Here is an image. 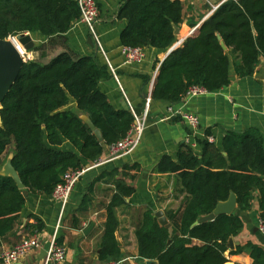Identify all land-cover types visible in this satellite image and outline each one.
Returning a JSON list of instances; mask_svg holds the SVG:
<instances>
[{"label":"trees","instance_id":"16d2710c","mask_svg":"<svg viewBox=\"0 0 264 264\" xmlns=\"http://www.w3.org/2000/svg\"><path fill=\"white\" fill-rule=\"evenodd\" d=\"M79 18L76 0H0V40L24 34L38 33L47 39L65 35ZM116 19L125 22L119 36L124 49L167 50L175 42V28L183 23L182 4L178 0H124ZM261 59L264 0H226L162 61L151 99L177 104L193 89L215 93L229 85L230 66L237 78L251 77ZM108 77L107 69L87 56L75 58L64 52L45 65L25 61L0 103V167L11 143L12 167L28 193L51 195L66 173L95 161L129 133L134 121L130 110H116L99 90V83ZM70 100L101 132L102 143L77 114L63 110ZM210 136L207 130L200 156L184 144L174 159L164 155L157 162L154 172L175 175L185 198L176 210L165 213L170 229L158 224L151 209L141 214L135 228L140 259L155 264H232L227 254L247 252L252 264H264V249L257 244L246 242L229 252V239L243 229L235 213L193 226L231 194L236 197L238 210L250 211L252 194L257 192L259 221L264 228L261 135L256 129L227 131L220 147L208 140ZM63 141L73 151L58 150ZM138 169L132 165L123 167L121 173H103L82 197L79 213L91 208L96 182H112L99 244L101 263L117 262L122 257L115 237V209L135 194L123 179L127 170ZM25 203L23 191L14 181L0 176V248L19 222ZM38 229L42 230L40 222Z\"/></svg>","mask_w":264,"mask_h":264},{"label":"crops","instance_id":"0c3cea01","mask_svg":"<svg viewBox=\"0 0 264 264\" xmlns=\"http://www.w3.org/2000/svg\"><path fill=\"white\" fill-rule=\"evenodd\" d=\"M96 1L99 15L94 30L98 43L90 38L87 28L79 19L65 35L47 39L38 33L29 34L34 48L26 53V59L45 65L64 52L75 58L91 57L98 66L106 68L109 74L107 79L99 83L101 93L116 110H129L130 106L144 125L143 134L129 154L86 172L73 188L64 209L51 195L28 193L25 196L26 203L19 222L7 240L2 243L0 252L10 249L29 235L30 226L34 221H39L42 225L37 237L41 248L27 255L18 264H43L52 240L65 248L64 264H108L99 262L98 255L103 235L105 208L113 193L112 182L109 180L107 183L96 182L91 208L85 213H79L78 208L87 188L101 174H108L114 170L121 173L123 167L132 165H137L138 171L127 170L123 181L135 189V194L125 200V205L115 209L118 223L115 235L121 245L122 254L117 262L146 264V260L139 258L135 236V228L141 214L149 208L153 214L161 211L165 215L166 212L176 210L185 198L175 175H159L154 172L162 156L167 155L174 159L184 144L189 146L196 156H200L202 151L200 144L207 139V130H210L211 135L208 140L220 147L225 132L256 129L263 139L264 147V59L259 61L251 77L237 78L233 67L230 66L229 85L215 93L203 91L197 94L189 93L177 104L151 99L158 68L170 50L180 47L226 0H178L182 4L183 23L178 28V35H175V42L167 50L153 48L142 50L144 58L137 63H126L122 55L124 48L119 36L125 22L117 21L116 15L124 0ZM147 100L149 101L146 107ZM169 109L177 112V115L165 120ZM63 110L77 114L80 119L87 118L85 114L76 110L72 100ZM184 114L197 116L199 124L195 128L186 126L181 119ZM176 118L180 120L175 121ZM57 149L73 151L66 141ZM13 155V146L10 143L1 157L0 170ZM88 165L89 163L84 167ZM252 196L250 211L241 212L236 209L234 212L243 222V229L231 239L237 246L251 242L264 249V235L260 232L258 193L254 192ZM237 246L229 252L234 251ZM227 260L232 264H252L247 252L239 255L227 254Z\"/></svg>","mask_w":264,"mask_h":264},{"label":"built area","instance_id":"2783aa9c","mask_svg":"<svg viewBox=\"0 0 264 264\" xmlns=\"http://www.w3.org/2000/svg\"><path fill=\"white\" fill-rule=\"evenodd\" d=\"M80 10V21L88 30L90 38L98 43L95 34V23L97 22L99 15V8L96 0H76ZM26 35V34H24ZM16 37L10 38L15 40ZM98 46V45H97ZM99 47V46H98ZM21 54V57L26 61V53L21 48H17ZM122 55L125 58L126 63H137L141 62L144 58V53L141 49H124ZM201 91L193 89L189 93L197 94ZM146 101V107L148 106ZM129 110L133 115L134 121L129 133L117 142L115 145L108 147L106 152L101 155L95 161L89 163L87 167L75 171H69L63 177V181L59 184L52 192V199L60 204L61 208L64 209L68 204L73 188L82 178V176L92 170L104 166L112 161L121 159L122 157L129 154L139 143V140L143 134L144 125L140 121V118L135 114L132 108L129 106ZM177 115V112L169 109L166 114L165 120H169ZM184 124L190 128H195L198 124V117L192 114H184L181 116ZM38 223L34 221L30 228L31 233L27 235L23 240L12 246L10 249L3 250L0 252V263L1 264H18L20 260L25 258L33 251L39 250L41 245L38 240L39 229ZM260 232L264 235V228L260 227ZM66 258L65 248L58 244L57 241L52 240L46 255L43 259V264H64ZM108 264H121L120 262H110Z\"/></svg>","mask_w":264,"mask_h":264},{"label":"water","instance_id":"95a60500","mask_svg":"<svg viewBox=\"0 0 264 264\" xmlns=\"http://www.w3.org/2000/svg\"><path fill=\"white\" fill-rule=\"evenodd\" d=\"M175 35H178V28H175ZM220 46L224 52H227V48L224 43L221 41V38L218 37ZM15 45V46H14ZM21 48L24 53L30 52L34 48L33 41L29 34L19 35L13 39L0 40V103L3 97L7 94L12 84L17 79L25 60L21 57V54L17 48ZM98 46L96 51H98ZM172 50H170L171 52ZM169 52V53H170ZM125 109V108H124ZM84 124L88 127L91 133L95 136L99 143L103 142L101 132L95 128L91 120L87 117L81 119ZM12 157L7 160L6 165L0 170V176L11 178L17 188L23 191V195L27 196L28 192L25 190L24 185L22 184L17 172L12 167ZM237 209L236 197L234 194H231L229 199L224 203H219L215 210L207 215L200 217L193 226L199 223L212 222L216 217L221 215H231ZM154 218L157 220L158 224L161 227L170 229V224L161 211H157L154 214ZM116 237V235H115ZM117 240V238H116ZM118 246L121 248L119 241L117 240ZM237 246L233 243L232 239L228 241V249L233 250ZM146 264H153L152 261H147Z\"/></svg>","mask_w":264,"mask_h":264},{"label":"bare ground","instance_id":"6f19581e","mask_svg":"<svg viewBox=\"0 0 264 264\" xmlns=\"http://www.w3.org/2000/svg\"><path fill=\"white\" fill-rule=\"evenodd\" d=\"M15 46V45H14Z\"/></svg>","mask_w":264,"mask_h":264}]
</instances>
